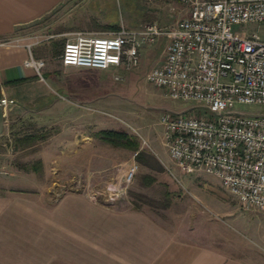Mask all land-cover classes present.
<instances>
[{
    "label": "rangeland",
    "instance_id": "rangeland-1",
    "mask_svg": "<svg viewBox=\"0 0 264 264\" xmlns=\"http://www.w3.org/2000/svg\"><path fill=\"white\" fill-rule=\"evenodd\" d=\"M126 2L117 0L113 12L117 18L136 8L130 0ZM81 22V12L69 10L68 3L38 25H29L21 35L38 43V57L45 63L57 64L70 37L69 28L82 30ZM236 30L257 32L264 39V22L237 26ZM161 42L143 47L140 65L122 72V80H115L110 70L71 67L57 72L58 87L64 88L66 96L54 110H35L11 124L9 134L0 136V161L26 174V188L45 194L50 190L58 201L74 193L107 206L132 205L168 226L186 224L185 237H196L252 264H264V212L244 210L218 178L203 172L183 173L170 159L162 138V114L171 111L209 117V113L196 101L170 98L164 88L146 80L147 72L163 59L165 40ZM236 109L264 112L262 105H236ZM109 129L126 132L142 149L137 174L127 192L115 199L111 197L113 186L120 182L136 149L117 146L98 134ZM8 174L9 170L0 172V185L13 184ZM63 208L65 205L58 210ZM228 208L236 214H257L249 232L229 223L222 215L228 214ZM202 230L214 237L204 236Z\"/></svg>",
    "mask_w": 264,
    "mask_h": 264
},
{
    "label": "crops",
    "instance_id": "crops-1",
    "mask_svg": "<svg viewBox=\"0 0 264 264\" xmlns=\"http://www.w3.org/2000/svg\"><path fill=\"white\" fill-rule=\"evenodd\" d=\"M116 2L0 0V98L13 102L8 109L10 115L4 116L0 109V136L8 135L13 123L22 121L29 112L55 109L59 99L66 96L64 88L58 87L57 72L71 67L99 70L65 66L59 60L57 64L46 63L41 77L33 67L25 65L31 56L42 59L38 57V43L21 35L29 25H38L68 3L69 10L81 12L83 28H69V39L79 31L100 35L143 23L167 27L187 14V7L179 0H130L136 8L121 19L113 14ZM18 112L20 115L14 114ZM141 153L142 149L138 156ZM15 168L0 161V172L9 170L8 181L13 183L9 187L0 185V264H252L196 237H185L186 224L168 226L132 205L107 206L74 193L58 201L50 190L45 194L28 189L24 186L26 174ZM62 205L65 208L59 211ZM244 210L261 212L257 208ZM222 215L242 232H249L257 220V214H236L231 209ZM208 234L204 232V236Z\"/></svg>",
    "mask_w": 264,
    "mask_h": 264
},
{
    "label": "built area",
    "instance_id": "built-area-1",
    "mask_svg": "<svg viewBox=\"0 0 264 264\" xmlns=\"http://www.w3.org/2000/svg\"><path fill=\"white\" fill-rule=\"evenodd\" d=\"M179 1L187 14L173 25L143 23L100 35L79 31L58 57L65 66L112 70L113 78L122 80V72L140 65L143 47L164 39L163 59L147 72L146 80L164 88L170 98L196 101L209 113L162 114L170 158L183 173L218 178L242 208L264 212V112L236 109L264 106V39L257 32L236 30L264 22V0ZM25 65L42 77L46 63L31 56ZM12 104L0 98L4 116ZM139 153L113 186V199L127 192L139 170Z\"/></svg>",
    "mask_w": 264,
    "mask_h": 264
},
{
    "label": "trees",
    "instance_id": "trees-1",
    "mask_svg": "<svg viewBox=\"0 0 264 264\" xmlns=\"http://www.w3.org/2000/svg\"><path fill=\"white\" fill-rule=\"evenodd\" d=\"M98 134L106 141L117 146L132 147L133 149L139 148L138 141H132L128 134L119 130H101Z\"/></svg>",
    "mask_w": 264,
    "mask_h": 264
}]
</instances>
